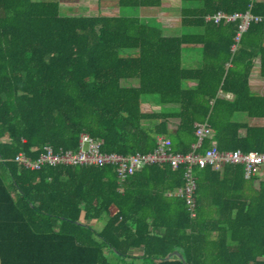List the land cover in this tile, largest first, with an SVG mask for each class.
I'll use <instances>...</instances> for the list:
<instances>
[{
    "label": "trees",
    "instance_id": "trees-1",
    "mask_svg": "<svg viewBox=\"0 0 264 264\" xmlns=\"http://www.w3.org/2000/svg\"><path fill=\"white\" fill-rule=\"evenodd\" d=\"M178 1L181 31L164 36L119 11L66 17L59 0H0V264H264V177L255 187L241 164L194 167L191 219L184 199L166 196L184 185V166H146L119 183L110 166L30 171L13 162L46 145L75 150L81 133L105 153H150L164 137L185 155L204 123L210 134L197 153L213 144L264 153V126L235 118H264V95L249 87L256 60L264 78V0ZM247 11L262 21L232 52L239 21L206 18ZM183 50L194 68L183 66ZM145 100L158 111L143 112ZM173 252L181 258L165 260Z\"/></svg>",
    "mask_w": 264,
    "mask_h": 264
},
{
    "label": "built area",
    "instance_id": "built-area-1",
    "mask_svg": "<svg viewBox=\"0 0 264 264\" xmlns=\"http://www.w3.org/2000/svg\"><path fill=\"white\" fill-rule=\"evenodd\" d=\"M206 20H211L214 24L239 21L231 46L232 52L239 46L241 37L247 31L250 22L262 21L260 17L252 16L249 11L244 14L234 13L232 15L219 12L212 17H207ZM209 134L206 123L196 124L194 132L196 141L192 144L191 151L185 155L173 153L169 139L158 137L156 148L152 152L121 156L116 153L102 152L99 141L94 140L85 133H81L78 139V146L75 150L54 151L50 146L46 145L42 148L39 156L31 158L23 152H19L14 156L13 162L16 163L18 168L30 171H40L47 166H110L114 168L119 183L146 166L167 164L173 170L184 166V185L181 188L167 192L166 196L184 199L189 216L193 219L196 216L194 197L196 179L193 174L194 167L200 169L211 167L214 170H220L225 164H241L243 165L245 179L257 178L264 173V153L254 151L241 153L239 150L220 152L214 144L207 147L202 154L197 153L203 140Z\"/></svg>",
    "mask_w": 264,
    "mask_h": 264
},
{
    "label": "rangeland",
    "instance_id": "rangeland-1",
    "mask_svg": "<svg viewBox=\"0 0 264 264\" xmlns=\"http://www.w3.org/2000/svg\"><path fill=\"white\" fill-rule=\"evenodd\" d=\"M60 12L61 15L70 17L74 15H83V16H97V15H119L126 17H139L143 21H147L150 25H160L163 31L164 36H175L180 33L179 29V10L180 4L178 0H161L160 7L157 8H123L118 9L116 0H59ZM182 60H184L183 66L187 68H194V57L193 52L189 50H183ZM188 57V58H187ZM198 57V55H197ZM192 61V62H190ZM192 63V64H191ZM258 80V89H254L253 93L255 95H260L264 93V82L262 79L256 75L252 78V81ZM135 84L133 80L123 81L122 85L127 86ZM256 82H253V85ZM152 98V97H149ZM150 100V99H149ZM156 106L160 108L159 105L155 103ZM152 104H145L143 107V112H156L158 107ZM236 119H245L250 125L255 126H264L263 119H248L243 114H238L235 116ZM174 122H172L173 126ZM102 222L91 221L89 225L95 229L99 230L104 223ZM139 263V262H138ZM140 264V263H139Z\"/></svg>",
    "mask_w": 264,
    "mask_h": 264
},
{
    "label": "crops",
    "instance_id": "crops-1",
    "mask_svg": "<svg viewBox=\"0 0 264 264\" xmlns=\"http://www.w3.org/2000/svg\"><path fill=\"white\" fill-rule=\"evenodd\" d=\"M256 75H258V77L260 78V79H262V81L264 82V78H262L260 75H259V60H256L255 61V64H254V67H253V69L251 70V73H250V76H249V87H250V89H251V91L253 92V90L254 89H258L259 88V86H257L258 85V80H254V81H252V78L253 77H255ZM253 82H256V84H254L253 85ZM260 95H264V93L262 92ZM227 98H229V99H231L232 97L231 96H227ZM145 104H152V105H154L153 103H151L149 100H145L142 104H141V109L143 110V107L145 106ZM170 122L172 123V122H174V124H177L178 123V121L177 120H170ZM170 125H172V124H170ZM175 126V125H174ZM263 177H264V173L261 175V176H259V177H257L256 179H255V187H257V183L260 181V180H262L263 179Z\"/></svg>",
    "mask_w": 264,
    "mask_h": 264
},
{
    "label": "water",
    "instance_id": "water-1",
    "mask_svg": "<svg viewBox=\"0 0 264 264\" xmlns=\"http://www.w3.org/2000/svg\"><path fill=\"white\" fill-rule=\"evenodd\" d=\"M172 256H178L179 258H181L180 254H179L178 252H173V253L168 254V255L165 257V260L169 259V258L172 257ZM183 264H185V263L183 262Z\"/></svg>",
    "mask_w": 264,
    "mask_h": 264
}]
</instances>
